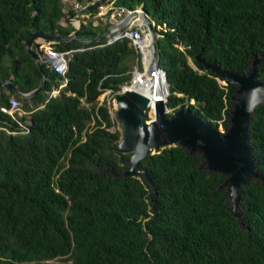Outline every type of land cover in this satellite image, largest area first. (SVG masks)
Wrapping results in <instances>:
<instances>
[{
  "label": "trees",
  "instance_id": "trees-1",
  "mask_svg": "<svg viewBox=\"0 0 264 264\" xmlns=\"http://www.w3.org/2000/svg\"><path fill=\"white\" fill-rule=\"evenodd\" d=\"M76 2L88 14L78 38L106 31L117 8H141L156 33L167 118L189 109L225 135L241 81L253 74L264 85V0H0V82L38 87L42 72L25 45L36 30L71 33ZM49 47L65 53L64 74L46 62ZM32 49L42 89L24 98L0 85V106L15 97L24 111H0V264H264V101L248 116L247 180L187 136L124 175L132 152L119 151L121 130L98 99L131 83V40L35 37Z\"/></svg>",
  "mask_w": 264,
  "mask_h": 264
},
{
  "label": "water",
  "instance_id": "water-1",
  "mask_svg": "<svg viewBox=\"0 0 264 264\" xmlns=\"http://www.w3.org/2000/svg\"><path fill=\"white\" fill-rule=\"evenodd\" d=\"M97 1L99 0H93V2ZM136 15H139L140 19L144 22L146 33L151 38V64L148 67L147 75L152 76L156 85L159 73L156 54V33L153 31L150 20L142 10L128 14L121 23L116 26L110 25L106 31L93 38H78L77 30L79 26L75 27L68 35H57L48 31H34L25 46L42 72V78L38 87L29 92H21L10 79L1 81L0 85L13 90L24 98L31 97L42 89L45 75L43 73L41 56L36 54L32 49L35 37H41L50 41H73L83 44L98 43L105 41L114 32L120 31L127 21L132 20ZM78 21L80 24L79 19ZM252 76L253 74L241 81L242 94L236 105L234 116H232V126L225 135L217 133L213 127L201 121L189 109L178 110L174 113L173 117L167 118L166 113L169 109L166 104L167 98L164 100L161 98V95H155V91L154 117L151 119H148L146 112L149 104L148 96L135 90H127L117 95L115 98L116 112L119 116L126 119L125 132L118 142V149L123 153L132 152V165L122 173L124 175L139 173L140 171L135 168L140 159L155 153L160 147L175 144L182 136H187L188 139L196 143L205 152V156L209 159L210 163L227 167L228 169L236 167L237 179L245 181L251 175H254L251 172L253 162L245 145V141L247 140V122L253 106L264 101V85L254 82L251 79L253 78ZM164 80H166L165 76ZM151 146L153 150H150Z\"/></svg>",
  "mask_w": 264,
  "mask_h": 264
},
{
  "label": "built area",
  "instance_id": "built-area-1",
  "mask_svg": "<svg viewBox=\"0 0 264 264\" xmlns=\"http://www.w3.org/2000/svg\"><path fill=\"white\" fill-rule=\"evenodd\" d=\"M82 6L79 3H75V8L79 9L78 12L80 11V8ZM112 2H108L106 4H102L99 6V10H105V13L109 10L112 9ZM140 9L137 8L135 10H128L125 7H120L117 8L108 18V21H110L112 24H119L121 21L128 15L131 14L132 12H139ZM104 13V14H105ZM79 15H75L71 19V23L74 25V27H78L79 24ZM80 20V19H79ZM95 24V23H94ZM148 35L146 33V28L144 25V22L140 19L139 15H136L133 17L132 20L127 21L126 25L117 32H114L112 35H110L105 42L106 43H112L116 40L122 39V38H128L131 40L136 52L138 53L139 57V63L135 67V69L132 70V80L130 84H125L121 86V89L117 92H112L109 89L104 90L101 95L99 96V101L98 104L106 103L109 105V110L111 114H113V105H115V98L117 95L127 91V90H135L139 92L136 89H133L130 85L136 83L137 81H141L143 75H147V70L148 67L151 64V55H150V61L148 62V65H146L144 61V52H143V46L142 43L144 41L145 36ZM149 46V51H150V45ZM46 62L52 67V69L60 74H64L67 68V61L65 58V53L63 51L57 50L55 48L49 47L46 49L45 56H44ZM159 74L162 75L163 77L165 76V73L163 70L159 68ZM153 82L152 76L147 75ZM166 82V80H164ZM66 80H64L57 89H54L52 91V94H55L58 92V90L64 85ZM155 85V84H154ZM167 85V83H166ZM168 88V87H167ZM141 93V92H140ZM143 94V93H142ZM168 95V93H167ZM163 99V98H162ZM166 99V98H165ZM164 99V100H165ZM149 109V107H147ZM171 109H168V112H170ZM0 111L5 114H9L13 116L14 114H22L23 111L21 110L20 102L17 98L11 97L7 104L1 105L0 106ZM148 112V110L146 111ZM154 114V113H153ZM148 119H151L154 117L151 116L149 113H147Z\"/></svg>",
  "mask_w": 264,
  "mask_h": 264
},
{
  "label": "bare ground",
  "instance_id": "bare-ground-1",
  "mask_svg": "<svg viewBox=\"0 0 264 264\" xmlns=\"http://www.w3.org/2000/svg\"><path fill=\"white\" fill-rule=\"evenodd\" d=\"M150 35H146L144 38V41L142 43L143 46V52H144V61L146 65H148V62L150 61V51L149 46L150 45ZM133 89L138 90L139 92L145 94L149 97V109L148 113L151 115L154 113L155 109V99H154V91L155 95L159 94L161 95V98L165 99L167 96V85L164 81V77L158 73V82L156 85L153 84L152 80L145 74L142 77L141 81H137L136 83L130 85ZM151 112V113H150Z\"/></svg>",
  "mask_w": 264,
  "mask_h": 264
},
{
  "label": "rangeland",
  "instance_id": "rangeland-1",
  "mask_svg": "<svg viewBox=\"0 0 264 264\" xmlns=\"http://www.w3.org/2000/svg\"><path fill=\"white\" fill-rule=\"evenodd\" d=\"M139 9L141 10L140 7H139ZM135 67H136V64L133 67V69H135ZM166 98H167V96H166ZM148 107H149V104H148ZM115 108H116V105H113V114H114V119H115V128L121 130V133L123 135L124 132H125V127H126V119H125V117L119 116V114L116 112ZM148 111H150V109H148ZM153 115L154 114H151V116H153ZM160 148H162V147H160Z\"/></svg>",
  "mask_w": 264,
  "mask_h": 264
},
{
  "label": "crops",
  "instance_id": "crops-1",
  "mask_svg": "<svg viewBox=\"0 0 264 264\" xmlns=\"http://www.w3.org/2000/svg\"><path fill=\"white\" fill-rule=\"evenodd\" d=\"M85 7L84 6H82L81 8H80V11L81 10H83ZM78 10L79 9H77V12H78ZM104 13H105V10H99L98 12H97V14L94 16L95 17V19H94V21H93V24L95 23V24H98V22L100 21V20H98L97 18H100L101 16H103L104 15ZM78 14H80V16L79 17H82V16H84V17H87L88 16V14H86V13H78ZM72 19V18H71ZM124 20V19H123ZM122 20V21H123ZM121 21V22H122ZM110 25H117V24H112L110 21H109V26ZM33 44V43H32ZM12 82V81H11ZM6 88V90H5V93H9L10 92V89L9 88H7V87H5ZM20 102V101H19ZM24 112V111H23Z\"/></svg>",
  "mask_w": 264,
  "mask_h": 264
}]
</instances>
